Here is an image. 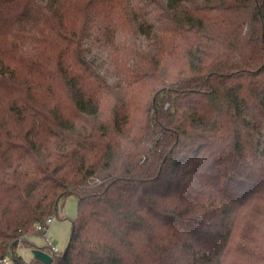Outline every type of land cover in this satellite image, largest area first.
Listing matches in <instances>:
<instances>
[{
    "label": "trees",
    "instance_id": "trees-1",
    "mask_svg": "<svg viewBox=\"0 0 264 264\" xmlns=\"http://www.w3.org/2000/svg\"><path fill=\"white\" fill-rule=\"evenodd\" d=\"M73 195L52 264H264V0H0V260Z\"/></svg>",
    "mask_w": 264,
    "mask_h": 264
},
{
    "label": "rangeland",
    "instance_id": "rangeland-1",
    "mask_svg": "<svg viewBox=\"0 0 264 264\" xmlns=\"http://www.w3.org/2000/svg\"><path fill=\"white\" fill-rule=\"evenodd\" d=\"M135 27L131 25V23L128 24L126 28L123 29L124 33H120L119 38L120 40H124L131 38L138 46L145 48V45H148V41H144L142 38L139 37V35L132 32ZM102 34V32H101ZM105 35V34H103ZM108 39V37H106ZM105 39V36L102 37L99 36L98 42H94L93 46L90 47L92 49V52L94 54H97L99 62L103 64V69L107 71L108 78L110 83H115V80L118 78H123V71H119L117 68V61L114 64L110 60V54L116 50L119 49V43H115V48L112 45V48L107 51L106 48L107 40ZM90 44L93 43V41H89ZM150 42V41H149ZM110 48V46H108ZM114 48V49H113ZM146 50V49H145ZM110 52V54H109ZM112 55V54H111ZM109 59V60H108ZM131 61V62H130ZM136 62H132V58L127 57V59H124V67L128 69V67H135L139 68L140 72H145L147 69L142 68V63L135 64ZM129 67V68H130ZM174 69V67H172ZM144 69V70H143ZM185 69V68H184ZM175 71V69H174ZM129 73V72H128ZM63 213L65 215L64 219H58L54 220L52 224L50 225L49 231L46 234V236L42 237H33V243L37 248L43 249L45 247L49 248H56L59 252H64L67 248L70 240H71V234H72V228H73V220L77 218L78 216V207H77V199L76 197L70 196L64 205ZM32 249H22L19 251V253L23 256L24 260L29 263L33 260V254L31 253ZM50 254V253H49Z\"/></svg>",
    "mask_w": 264,
    "mask_h": 264
},
{
    "label": "water",
    "instance_id": "water-1",
    "mask_svg": "<svg viewBox=\"0 0 264 264\" xmlns=\"http://www.w3.org/2000/svg\"><path fill=\"white\" fill-rule=\"evenodd\" d=\"M33 259L39 261L42 264H52L53 256L40 248L32 249Z\"/></svg>",
    "mask_w": 264,
    "mask_h": 264
},
{
    "label": "built area",
    "instance_id": "built-area-1",
    "mask_svg": "<svg viewBox=\"0 0 264 264\" xmlns=\"http://www.w3.org/2000/svg\"><path fill=\"white\" fill-rule=\"evenodd\" d=\"M53 221H54V220L49 219V220L46 221V223H47V225L50 226V225L52 224ZM39 229H40V230H43V229H44V226H43V227L41 226ZM51 252H52V253H56V254L59 253L58 249H56V248H52V249H51ZM51 255H52V254H51ZM0 264H12V261L10 260V258H7V257H6V258H3V259L0 260Z\"/></svg>",
    "mask_w": 264,
    "mask_h": 264
}]
</instances>
